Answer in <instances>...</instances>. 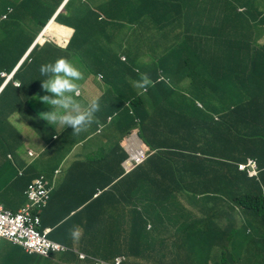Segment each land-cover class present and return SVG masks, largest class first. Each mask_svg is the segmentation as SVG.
Here are the masks:
<instances>
[{
    "label": "trees",
    "instance_id": "1",
    "mask_svg": "<svg viewBox=\"0 0 264 264\" xmlns=\"http://www.w3.org/2000/svg\"><path fill=\"white\" fill-rule=\"evenodd\" d=\"M60 1L0 0V16L6 14V19L0 20V30L5 35L0 36V73H9L15 67ZM114 1L120 4L122 0H113L111 4ZM130 1L127 3L140 12V16L131 19L134 20L132 24L137 25V35L128 31L138 41L143 38L138 47L147 42L144 30L153 40L171 39L174 43L166 57H156L147 64L149 76L156 84L148 87L146 92L141 94L142 90L133 86V81H138L143 73L141 56L131 58L129 64L121 60L125 54L132 57L137 45L129 46L126 51L117 48L123 36L119 33L115 40L114 33L110 32L113 25L126 22L127 15H120L122 10H119L114 23L109 7L88 6L87 11L97 21L94 33L91 26L90 29L83 26L80 32L76 30V40L74 35L71 45L60 50L49 43L43 47L35 46L13 75L12 81H18L19 86L10 81L1 89L0 137L16 129L15 136L9 138L16 145L21 142L17 147H24L23 136L26 134L20 129L21 122L30 136L38 137L41 144L44 141L50 145L49 150L55 152L54 162H43L42 153L39 158L26 161L25 166L20 163L21 176L12 164L9 165L8 183L22 192L14 196L21 200L13 202H26L25 193L34 178L44 176L56 185L58 175L55 174L60 164L67 157L75 156L64 175L61 168L58 170L63 175L62 199L77 197L79 203L68 215L82 207L67 219L65 226L91 219L93 234L98 235L100 231L106 237L104 242L95 240L93 246L97 250L106 246L111 249L110 263L118 256H124L126 260L122 264H264V39L261 41L264 0H218L217 5L212 0L209 6H217V10L224 9L228 1V12L223 17L214 14L196 20V28L213 32L210 24L203 28V21L222 19L214 33L218 36L216 49L208 58L214 67L220 66L221 61L224 63L221 68L227 72L222 78L197 76L192 67L198 50L186 41L181 45L176 43L175 37L184 34L183 19L177 17L187 10L179 0ZM77 3H68L66 9H74ZM242 6L246 7L245 13L251 10L254 15L253 28L239 12ZM9 8L8 13L6 9ZM145 9H151L150 14L144 15L141 10ZM169 12L171 16H177L174 26L178 20L181 22L175 30L169 23ZM101 15L105 18L99 20ZM12 21V28L5 30V24ZM161 22L165 27L158 29ZM52 29L59 37H67L69 32L54 24ZM156 29L154 36L152 31ZM91 43L96 46L94 59L84 57L83 65H73L84 74V79L95 80L97 75H102L99 81L102 85L98 89L102 91L98 99L100 110L96 113L98 122L79 135H73L70 126L58 133L54 126L38 117V113L52 110L51 106L35 98L47 95L40 91L41 80L46 78L41 76L40 66L55 61L49 56L44 57L53 50L72 61L75 52ZM74 45L78 47L74 48ZM110 45L113 48L110 49ZM12 49L13 54L9 55ZM101 59L104 65H98ZM4 63L9 67H4ZM170 69L178 76L174 78ZM159 74H164L167 81L157 80ZM217 74L220 76V68ZM2 82L0 76V87ZM128 101L130 106L126 104ZM108 118H111L110 124ZM99 124H108V133L99 132ZM133 132H137L150 150L146 149L148 157L141 166L124 175L117 165L121 158H127V154H110L113 145L106 136L112 134L111 137L120 144ZM249 157L257 160V178H250L238 169V165ZM3 187L0 184L1 190ZM145 188L152 192L140 194L139 191ZM98 189L102 194L88 202ZM1 199L8 205L6 195ZM145 203L161 206L166 203L169 214L165 218L157 213L154 218L144 216L148 207ZM132 215L146 221L138 229L140 233L129 237L125 232L129 230L127 221ZM166 224L171 225L174 238L167 244L156 241V249L148 255L140 242L146 235L162 236L161 228ZM70 239L68 235V241ZM248 241L253 244V258L245 250ZM69 257L61 254L56 259L59 264L77 263V259L74 261ZM21 264H30L29 259L24 257Z\"/></svg>",
    "mask_w": 264,
    "mask_h": 264
},
{
    "label": "clouds",
    "instance_id": "2",
    "mask_svg": "<svg viewBox=\"0 0 264 264\" xmlns=\"http://www.w3.org/2000/svg\"><path fill=\"white\" fill-rule=\"evenodd\" d=\"M73 1H77V0H61L59 6L56 8L54 13L50 16V18H48L47 21L44 23V25L41 27V29L37 33L35 40L33 41V43L30 44V46L24 52V54L19 59L15 67L9 73H6L4 71L0 73V76L3 78L0 91L10 81L13 83L14 86H19L18 81L15 80L12 81L13 75L17 71V69L22 65V63L27 59L28 55L35 46L43 47V45L49 43L52 44L51 45L52 48L57 47L60 50L71 45L74 35L76 34V30L79 31L83 26H86L88 29H90L91 26V28L93 29L92 32L93 33L95 32L97 21L92 13L86 11V13L83 16L76 17L74 16V9L69 10L68 7L66 9L67 4ZM82 1L86 3L88 7L95 8V5L89 0H82ZM211 1L212 0H209V2ZM213 1L217 5L218 0H213ZM226 3H228L230 7V3L228 1H226ZM181 5L184 8H186L187 6L182 3ZM238 10L239 12L244 14V18L247 20L249 24H251L250 28H253L256 22L254 21V17H253L254 15L251 13V10H248V12L245 13L246 7L244 6L239 7ZM10 11H11L10 8L6 9V12L9 13ZM224 13H225L224 9H220V12H216L213 9H211L210 11L203 13L204 15H208V17H203V18H209L214 14H217L218 16L221 15L223 17ZM176 17L177 16L174 17L171 16V12L170 15H168L169 23L172 24L173 30H175V28L179 27L181 24L180 20H178L176 22V25L174 26L173 21L176 19ZM104 18H105L104 15H101L99 20H102ZM177 18L183 19L182 21L184 23V34L181 37H175L177 41L176 43L178 45H181L183 41H186L187 43H189V45H192L195 48V50L196 49L198 50V53L196 54L195 59L193 61V67H192L193 70H195L196 75L199 76L200 78L224 77L222 75L225 74L227 71L225 72L221 68L223 64L222 63L219 64L220 66L216 64V66L214 67L212 66L213 64H211L208 61V58L212 56L211 52H213L216 49V41L218 36L214 33H216V30L219 28L222 19L220 18V20H218L217 17L214 20L209 21V23L203 21V25H205L203 26V28H206V24H210L212 26L213 32H209L204 29L196 28V25H198V21L196 22V20L201 18L193 17V14L189 9L185 11V14ZM193 18L195 19L194 22L192 21ZM5 19H6V14L3 13L0 16V20H5ZM215 20H217V22H215ZM53 24L64 27L67 31H69L65 35L67 37H63V36L59 37L58 35H54L50 32H47V29ZM245 31L248 32L247 26L245 27ZM152 33H155L154 36H156L157 29L156 31H152ZM75 40H76V35L74 41ZM155 40H159L160 41L159 46L163 45V47L166 49L163 54L160 55L158 54L157 56L162 59L163 56L166 57L168 55L171 46L174 43L173 44L168 43L167 39H166L167 41H165L163 39L161 40V38ZM186 46L188 47V45ZM76 47L78 46L74 45V48ZM86 48L87 46L80 48L81 52L80 51L75 52L74 54L75 57L74 60L72 61H69L65 57H61L60 52H56L53 50L44 57L47 58L49 56V58H51L52 56H54L55 61L51 63L43 64L40 66L39 69L41 76L46 77L45 79L41 80L40 91L47 95H43V96L38 95L35 98L41 101L42 103L51 106L52 110L46 112H40L38 113V117L46 121L49 125L54 126L57 129L58 133L62 131L65 127L70 126L73 129L72 134L79 135L81 132L86 131L94 122H98L96 119V113L100 110V104L98 102V99L101 97L102 91H98V89L101 88V86L99 88L94 89V85L90 84L87 78L84 79V74L77 67L73 65L74 62H79L83 64L84 57L89 59H94V57L92 56L95 54L94 49L96 48H93L91 50H85ZM146 58L147 61H145V63L142 64L143 73L140 74V79L138 81L135 80L133 81V86L142 90L141 94H143V92H146L148 87L154 86L156 84L155 79H153V81L151 80L148 70L149 66H147V64L152 62V60L156 59V57L152 58L151 54L148 53L146 54L145 59ZM130 59L131 58L126 54L121 57V60L126 64H129ZM143 60L144 59H142L141 62ZM97 63H100V65H104L102 59L100 60V62ZM145 67H147L146 72L143 70ZM219 68H220V76L217 74ZM137 71L139 70L137 69ZM170 73H172V71H170ZM175 75L178 76L177 73H175ZM164 77H165L164 74H159L157 80L167 81V79H165ZM100 80H102L101 74L97 75L94 81L99 83ZM99 84L102 85V83ZM243 97L246 100L244 94ZM126 104L130 106L129 101ZM244 104L246 103L244 102ZM107 122H109L108 124H110L112 122L111 118H108ZM108 124L106 125L99 124L98 131L102 132V134L108 133V131L106 130ZM19 126L20 129L26 134V137L23 136L24 147L22 146L18 147L19 153L22 152L23 148H25L26 149L25 155L26 154L28 155V156L26 155L28 161L29 159L33 160L35 158L36 159L39 158V156L42 153L43 154L47 153V155L51 157L50 160L54 161L53 155L55 152L49 150L50 145L47 146V144H44V141L43 144H41L39 138L37 137V143H39L38 145H43L45 147L44 149L41 148L42 150L40 149L37 152L31 144V142L34 141L33 136H30V134L27 135L28 130L26 129V127H24V124L19 122ZM111 136L112 134L106 136L108 138L107 141H110L113 145L111 149L107 147L113 151L109 153L113 155L114 153H116L119 156H121L123 152L127 154V158L125 160H122V158L120 157L121 158L120 163L117 165V168L123 170L124 175H128L132 173L136 168H138L145 162V160L148 157V152L144 149V143L137 134V132H133L132 134H130L124 140V142L120 144L117 143L118 141L117 139L112 138ZM5 137L6 136L0 138H2V140H5L6 139ZM134 139L136 142H134ZM104 144L106 145V142H104ZM43 154L41 155V157L43 156ZM138 157L139 160H137ZM249 159L254 160L257 163V160L255 158L249 157L245 162L240 163L238 165V169L242 172H246L250 178H257L259 174L258 165L256 169L257 174L254 176L250 175L249 170L247 168L244 170L241 169V166L248 164ZM16 161L17 160L13 153L8 154L7 164L5 169L6 171L9 172L8 167L10 164H12L13 167L17 170L18 175L21 176L23 174V169H20V163L17 162L18 163L17 164ZM58 170L56 171L55 175H59ZM9 187L10 188H8V195L5 192L6 198L7 197L9 198V203L8 205L7 203H4L1 199L2 195L0 194V205L3 206L5 215H7L5 219L6 224L12 227V230L16 233V235L12 238L6 236L0 237V241H6L13 246L21 248L28 256L32 258L36 257L41 259L42 264H59L56 259V256L61 254H68L69 256L75 257V259H77V263L74 264H122L123 260H126V257L118 256L114 260V262L110 263V259H111L110 255L107 258H101L97 254L98 250L96 248H94L95 251H81L69 246V244H66L65 242L57 238V236L64 230L67 219L70 216L75 215V213L81 210L82 207H80L77 211H72L68 218L63 217L61 215V210H54L55 196L53 194V190L55 184H51L50 181L46 180L44 176L34 178L33 181L28 185L27 192L25 193L27 196L26 202L24 204L17 203L18 204L17 209H13V207L10 206V202H13V200L20 201L21 200L20 197H17L15 199L14 196L15 194H20L22 192L20 190H17L14 194L12 193L11 189L16 187L15 186L13 187L9 186ZM150 191H151L150 188H145L140 190L139 193L150 194L149 193ZM100 194H102V191L98 189L94 193L93 198H91L88 202H91L94 198L98 197ZM173 196H174V192L172 194V199ZM11 199L13 200L11 201ZM145 205H147L148 207H147V212L144 214V216L151 215L152 216L151 218H154V213H157L160 215V217L165 218L169 214L166 203L164 206H161V204H150V203H145ZM83 210H85V205H83ZM134 218L139 221L138 228L144 225L146 221V220H142L140 217L134 216ZM165 226L166 227L161 228L163 234L162 236L164 237L169 233H171L173 236V229L171 228V225L166 224ZM148 228L149 229L151 228L150 224L148 225ZM86 230L89 231L91 230V228L87 226L85 221H82L81 225L79 224L76 228L72 229L71 231V236L73 240L80 239L82 236V231L86 232ZM145 237L149 239V245L142 248L144 252L148 251L147 254L150 255L153 252L152 249H156V245H153L154 240L159 241V237L154 238L149 235H146ZM143 262L146 261L143 260Z\"/></svg>",
    "mask_w": 264,
    "mask_h": 264
},
{
    "label": "crops",
    "instance_id": "3",
    "mask_svg": "<svg viewBox=\"0 0 264 264\" xmlns=\"http://www.w3.org/2000/svg\"><path fill=\"white\" fill-rule=\"evenodd\" d=\"M78 1V5L74 8V16L76 17H81L83 16L86 11H87V5L84 9H82V6L86 3H84L82 0H77ZM90 2H92L96 8L99 9H103L104 7H109L111 9V18L112 21L115 23L116 19L119 17L117 16V12L119 10L121 11L120 15H127L128 20L126 22H124L123 24L120 25H113L112 28H110V32L111 34L114 33L115 36V40L117 38V34L121 33L123 36V39L121 40V42L118 44L117 48L121 47L124 49V51H126L127 48H132L135 45H137L138 47V42L144 41L143 38L142 40L138 41L137 38H135L130 32L134 33L135 35H137V25L132 24L134 20L131 19H135L137 16H140V12L139 10H137L135 7H133L132 5H130L129 3H127L128 0H122L120 4H118L117 2H113L111 4V1L113 0H89ZM130 1V0H129ZM182 4L187 5V9H189L191 11V13L193 14V17H198V18H202V17H208V15H204V12H208L211 9H213L216 12H220V10H217V6L216 8H213L211 6H209V0H179ZM131 2V1H130ZM107 5V6H106ZM120 5V6H119ZM119 6V7H118ZM136 6H138V3H136ZM228 3L225 4V12H228ZM151 9H145V10H141L144 15L150 14L151 11H149ZM149 11V12H148ZM170 15V12L169 14ZM215 22H217V20H215ZM92 23V22H90ZM165 25L163 22L158 24V29L160 28H164ZM113 29V30H112ZM1 31V30H0ZM130 31V32H128ZM9 32V31H8ZM151 34V33H150ZM147 42H142V46L138 47L137 50H134L133 56L130 58H134L136 56H141V59H144L142 61V64L145 63V61H147L146 54L150 53L152 58H155L158 56V54H163L165 52V48L163 47V45L159 46V40H153L151 39V37L149 36L148 32L146 30H144V35ZM148 37V38H147ZM264 39V37L261 38V41ZM169 43H173L171 39H168ZM93 48H96L95 43H91L89 46H87V48L85 50H91ZM110 49L113 48V45H110L109 47ZM141 50V51H140ZM162 52V53H161ZM127 55V54H126ZM8 57H6L5 61L6 63H8L7 60ZM52 59L55 60V57L52 56ZM4 63L3 66L4 67H9L8 64ZM222 61L219 63L221 64ZM74 64L76 66L79 65H83L82 63L79 62H74ZM224 64V63H222ZM93 65H95L93 63ZM98 65H100V63H98ZM145 72L147 71V67H145L143 69ZM90 81V80H89ZM18 131L16 129L11 130L7 135H6V139L2 140V138H0V184L4 185L3 189H0V193L1 195H5V192L8 195V187L11 185L9 180H10V175L9 172L6 171L5 167L7 164V155L10 153H13L17 162L19 163H23L22 165H26V155H25V151L20 152L18 151V147L20 143H18V145L14 144L13 141L9 138L10 136H15V133H17ZM30 134V132H27V135ZM38 148H42L44 149L45 147L43 145H38L36 146ZM41 149V150H42ZM43 162H48L51 157L47 155V153L43 154V156L41 157ZM53 161V160H51ZM75 161V156H69L65 159V162L63 161L59 168H61L63 170V175L64 172H66L68 170V168L70 167V165L72 164V162ZM54 162V161H53ZM63 175H61L59 173L57 181H56V185L54 187L53 190V194L55 196V206H54V210H61V215L63 217L68 218L69 215V211L74 207L77 206L79 203L76 201V198L71 197L68 199L63 200L62 199V194H63V190L61 189L62 186V179H63ZM8 183V184H6ZM17 188H12L11 191L12 193L15 194V192L17 191ZM8 198V197H7ZM13 199H11L12 201ZM54 202V201H53ZM10 206L13 207V209H17V204L14 202H10ZM19 208V207H18ZM90 220V221H89ZM85 223L87 224V226H89L91 228V230L86 232L82 231V236L80 239L78 240H73L72 236H71V231L72 229L76 228L79 224L81 225V223H77L74 224L70 227H66L64 228V230L57 236V238L63 242H65L66 244H69V246L76 248L78 250L81 251H95V247L93 246V243L95 240L98 241H105L106 237L104 233H101L100 231H98V235L93 234L94 231V225L91 221V219H84ZM68 235L71 238L70 241H68ZM173 238L172 234L169 233L166 236H162L159 237V244H167V242L171 241ZM246 248V252L253 258L255 257V251L250 243V241L246 242L245 244ZM111 249H108L107 246L105 247H101L98 248V252L97 254L101 257V258H107L112 251H109ZM241 253V252H239ZM24 257H27L29 259L30 264H42V260L36 257H30L28 256L21 248L13 246L11 244H9V242L6 241H0V264H21ZM70 259L75 260V257L70 256Z\"/></svg>",
    "mask_w": 264,
    "mask_h": 264
},
{
    "label": "rangeland",
    "instance_id": "4",
    "mask_svg": "<svg viewBox=\"0 0 264 264\" xmlns=\"http://www.w3.org/2000/svg\"><path fill=\"white\" fill-rule=\"evenodd\" d=\"M12 23H14L13 21L11 23H8V24H5V26L3 27L5 30H8V29H11L12 28ZM0 36H5L4 35V32L0 31ZM14 49V48H13ZM13 49L9 51V55H12L13 54ZM172 71V70H170ZM171 75L174 76H177L175 75V73L172 71ZM90 84L94 85L96 88H99L100 87V84L92 79H90L89 81ZM177 84V83H176ZM178 85V84H177ZM179 86V85H178ZM95 89V88H94ZM34 140H35V143L33 144L31 142V144L33 145V148L38 152L41 148H38L36 147V144H37V137L33 136ZM144 149L146 150H150V147L149 146H144ZM127 224L129 225V230H127L125 232V234L129 237H134V234L136 233H140V231L138 230L139 228V221L137 219L134 218V216H130V219L127 221ZM156 241L157 240H154V244L153 245H156ZM140 245L142 247H146L147 245H149V239H147L146 237H144V239L140 242Z\"/></svg>",
    "mask_w": 264,
    "mask_h": 264
},
{
    "label": "built area",
    "instance_id": "5",
    "mask_svg": "<svg viewBox=\"0 0 264 264\" xmlns=\"http://www.w3.org/2000/svg\"><path fill=\"white\" fill-rule=\"evenodd\" d=\"M139 160V157L137 158ZM248 169L251 176H254L257 174V163L254 160L249 159L247 165L241 166V169ZM6 217L5 211L2 205H0V237H14L16 233L12 230V227L6 224Z\"/></svg>",
    "mask_w": 264,
    "mask_h": 264
},
{
    "label": "bare ground",
    "instance_id": "6",
    "mask_svg": "<svg viewBox=\"0 0 264 264\" xmlns=\"http://www.w3.org/2000/svg\"><path fill=\"white\" fill-rule=\"evenodd\" d=\"M52 26H53V25H51V26L47 29V32H50V33H52V34H58V32H55V30L52 29ZM56 26H57V25H56ZM62 29H63V30H66L64 27H62ZM134 142H136L135 139H134Z\"/></svg>",
    "mask_w": 264,
    "mask_h": 264
}]
</instances>
